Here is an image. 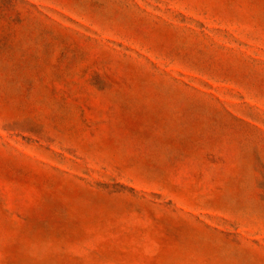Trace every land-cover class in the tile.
Listing matches in <instances>:
<instances>
[{"label": "rangeland", "instance_id": "1", "mask_svg": "<svg viewBox=\"0 0 264 264\" xmlns=\"http://www.w3.org/2000/svg\"><path fill=\"white\" fill-rule=\"evenodd\" d=\"M0 264H264V0H0Z\"/></svg>", "mask_w": 264, "mask_h": 264}]
</instances>
